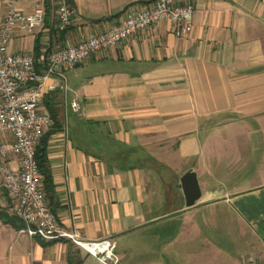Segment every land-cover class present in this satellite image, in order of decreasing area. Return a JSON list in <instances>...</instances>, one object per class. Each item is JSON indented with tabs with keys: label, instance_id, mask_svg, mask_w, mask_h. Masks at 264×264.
I'll return each mask as SVG.
<instances>
[{
	"label": "crops",
	"instance_id": "0c3cea01",
	"mask_svg": "<svg viewBox=\"0 0 264 264\" xmlns=\"http://www.w3.org/2000/svg\"><path fill=\"white\" fill-rule=\"evenodd\" d=\"M152 1L72 0L62 31L53 0H19L25 12L41 3L45 19L16 29L9 50L33 54L42 74L53 49ZM175 4L195 10L187 37L164 19L66 71L65 93L44 81L45 199L62 227L111 239L116 264H264V0ZM4 12L0 0V22ZM188 170L201 191L192 207L178 180ZM23 227L0 182V264H107Z\"/></svg>",
	"mask_w": 264,
	"mask_h": 264
},
{
	"label": "built area",
	"instance_id": "2783aa9c",
	"mask_svg": "<svg viewBox=\"0 0 264 264\" xmlns=\"http://www.w3.org/2000/svg\"><path fill=\"white\" fill-rule=\"evenodd\" d=\"M5 12L0 22V182L8 193L14 214L23 224L22 232L43 240H68L107 264H116L115 243L108 238L88 240L75 228H64L48 206L41 185V173L36 158V146L51 117L42 108L45 93L44 81L55 78L58 88L65 93V72L92 54L116 48L122 41L161 20L174 25V35L184 38L191 32L194 8L176 5V0H153L137 13L127 15L104 32L88 36L77 44H66L53 49L44 59V71L37 73L31 53H13L10 43L16 29L32 33L41 27L45 10L37 3L32 11L25 12L19 0H1ZM56 26L66 29L72 22V0H53ZM76 111V101L70 102ZM18 159L13 169L9 162Z\"/></svg>",
	"mask_w": 264,
	"mask_h": 264
},
{
	"label": "water",
	"instance_id": "95a60500",
	"mask_svg": "<svg viewBox=\"0 0 264 264\" xmlns=\"http://www.w3.org/2000/svg\"><path fill=\"white\" fill-rule=\"evenodd\" d=\"M194 171H186L179 180V187L184 196L185 207H192L199 199L201 191Z\"/></svg>",
	"mask_w": 264,
	"mask_h": 264
},
{
	"label": "trees",
	"instance_id": "16d2710c",
	"mask_svg": "<svg viewBox=\"0 0 264 264\" xmlns=\"http://www.w3.org/2000/svg\"><path fill=\"white\" fill-rule=\"evenodd\" d=\"M37 61L38 59L35 60V67H36V64H37ZM40 63V62H39ZM42 63V62H41ZM44 65V61L42 63ZM45 68V67H44ZM36 70H37V73H41V71H39L36 67ZM42 151H39L38 147L36 146V158H37V162H38V166H39V170H40V173H41V176H42V169H41V163H42V157H43V154L41 153Z\"/></svg>",
	"mask_w": 264,
	"mask_h": 264
},
{
	"label": "rangeland",
	"instance_id": "374dc122",
	"mask_svg": "<svg viewBox=\"0 0 264 264\" xmlns=\"http://www.w3.org/2000/svg\"><path fill=\"white\" fill-rule=\"evenodd\" d=\"M249 258V257H248ZM247 257H243V259L241 258V264H260L258 261V259L256 258H249ZM251 259V260H250ZM240 264V263H239Z\"/></svg>",
	"mask_w": 264,
	"mask_h": 264
}]
</instances>
